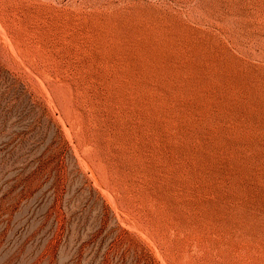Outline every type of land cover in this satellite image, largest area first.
Returning a JSON list of instances; mask_svg holds the SVG:
<instances>
[{
	"label": "rangeland",
	"instance_id": "rangeland-1",
	"mask_svg": "<svg viewBox=\"0 0 264 264\" xmlns=\"http://www.w3.org/2000/svg\"><path fill=\"white\" fill-rule=\"evenodd\" d=\"M0 264H264V0H0Z\"/></svg>",
	"mask_w": 264,
	"mask_h": 264
}]
</instances>
